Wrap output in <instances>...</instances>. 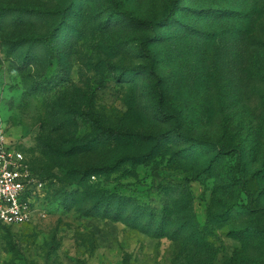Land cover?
I'll list each match as a JSON object with an SVG mask.
<instances>
[{
  "label": "rangeland",
  "instance_id": "rangeland-1",
  "mask_svg": "<svg viewBox=\"0 0 264 264\" xmlns=\"http://www.w3.org/2000/svg\"><path fill=\"white\" fill-rule=\"evenodd\" d=\"M172 2L0 0V131L46 181L0 264H264V0Z\"/></svg>",
  "mask_w": 264,
  "mask_h": 264
},
{
  "label": "built area",
  "instance_id": "built-area-1",
  "mask_svg": "<svg viewBox=\"0 0 264 264\" xmlns=\"http://www.w3.org/2000/svg\"><path fill=\"white\" fill-rule=\"evenodd\" d=\"M45 184L19 145L0 131V226L31 221L38 214Z\"/></svg>",
  "mask_w": 264,
  "mask_h": 264
},
{
  "label": "trees",
  "instance_id": "trees-1",
  "mask_svg": "<svg viewBox=\"0 0 264 264\" xmlns=\"http://www.w3.org/2000/svg\"><path fill=\"white\" fill-rule=\"evenodd\" d=\"M179 2H180V0H173L172 5H171V7L169 8L167 14H165L164 17H163L160 21H158L157 23H158V24H165V23H168L169 20L172 19V16L174 15V13H175V12L177 11V9L180 7V6H179V4H180ZM256 2H257V1H256ZM254 11H255L254 14H255L256 16H259V14H261V10H260V7H259L258 4H257V5H256V4L254 5ZM240 14H242V12H241ZM133 20H134L135 22L139 23V24H146V23H147L146 21H144V20H139V19H137V18H135V17H133ZM149 23H153V22H149ZM93 125H94L96 128L101 126L99 123L96 122V120H94ZM100 129H101V128H100ZM103 130H106L107 132H109V133H110L111 135H113V136H116V135L118 134V132H116V131H115L113 128H111V127L103 128ZM48 146L50 147V145L47 144V147H48ZM56 153L60 154L61 156H65V155L71 154V152H67V151H66V153H65V152H63V151H61V150H58ZM121 162H122V160L120 159V160H118V161L113 162L112 164L106 165L105 168H106V169H115L117 166H119V165L121 164ZM81 174H82V172H81ZM139 210H140V212H142V211L145 210V208H139ZM207 224H209V221H208ZM205 231H206V229H199V228H197V227H195V229L192 230L193 240H194V239H197V240H199V242H201V244H200V249H199V251H198L197 254H196V255H198V256H202L203 253H204L205 251H206V252L209 251V252L213 253L212 250H210V249H208L207 247L204 246V243H205V241H206V237H204V236H205ZM202 244H203L204 247H202ZM213 255H214V254H213ZM203 262H205L204 259H203ZM201 263H202V262H201ZM209 264H211V263H209ZM230 264H236V263H235L234 261H232V263H230Z\"/></svg>",
  "mask_w": 264,
  "mask_h": 264
}]
</instances>
